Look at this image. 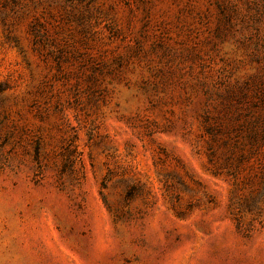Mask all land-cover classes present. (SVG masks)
<instances>
[{
    "label": "rangeland",
    "instance_id": "obj_1",
    "mask_svg": "<svg viewBox=\"0 0 264 264\" xmlns=\"http://www.w3.org/2000/svg\"><path fill=\"white\" fill-rule=\"evenodd\" d=\"M0 264H264V0H0Z\"/></svg>",
    "mask_w": 264,
    "mask_h": 264
}]
</instances>
